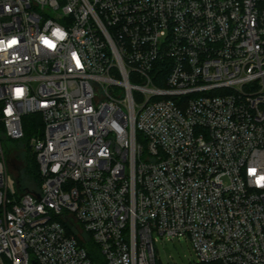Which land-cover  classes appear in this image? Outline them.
Segmentation results:
<instances>
[{"label": "built area", "instance_id": "obj_1", "mask_svg": "<svg viewBox=\"0 0 264 264\" xmlns=\"http://www.w3.org/2000/svg\"><path fill=\"white\" fill-rule=\"evenodd\" d=\"M13 38L0 264H159L158 236L264 264V0H0ZM35 114L41 184L17 192L4 141Z\"/></svg>", "mask_w": 264, "mask_h": 264}, {"label": "rangeland", "instance_id": "obj_2", "mask_svg": "<svg viewBox=\"0 0 264 264\" xmlns=\"http://www.w3.org/2000/svg\"><path fill=\"white\" fill-rule=\"evenodd\" d=\"M29 159L34 160L30 145L22 141L6 142V173L15 182L17 192L33 190L38 186L34 173L28 168ZM156 248L159 264H193L198 260L192 244L184 238L158 236Z\"/></svg>", "mask_w": 264, "mask_h": 264}, {"label": "trees", "instance_id": "obj_3", "mask_svg": "<svg viewBox=\"0 0 264 264\" xmlns=\"http://www.w3.org/2000/svg\"><path fill=\"white\" fill-rule=\"evenodd\" d=\"M25 122V132H26V136L23 140H21L22 142H25L26 145H30V138L32 136H34L37 132H38V129H42L43 127V122H42V119H41V116L39 114H35V115H30V116H27L24 120ZM11 140H8L6 139L4 141V146L6 144V142H9ZM31 147V146H30ZM32 149V148H31ZM32 155H33V159H29V162H30V166L28 167L29 170H31L34 175H35V178L38 182V186L35 188L37 189L40 184H41V178H40V174H39V165H38V162H37V158H36V154L32 151ZM33 189V190H35ZM33 190H29V191H33ZM25 191V190H24ZM90 246H92L91 248L93 249L94 253L97 255V257L99 256L98 253H96L97 249H96V246L93 244H91Z\"/></svg>", "mask_w": 264, "mask_h": 264}, {"label": "clouds", "instance_id": "obj_4", "mask_svg": "<svg viewBox=\"0 0 264 264\" xmlns=\"http://www.w3.org/2000/svg\"><path fill=\"white\" fill-rule=\"evenodd\" d=\"M54 36L60 38V39H63L64 38V33L57 30L53 33ZM41 40H42V43L44 45H46L48 48L50 49H54L52 47V45L54 44L51 40H49L48 38L46 37H41ZM17 43V40L15 38L11 39L10 41H8L7 43L3 42V41H0V51H3L5 49H8V48H11L13 45H15ZM55 45V44H54ZM17 95L19 96L20 94L17 92ZM10 109L8 110V114H10ZM249 175H253L251 173V171L249 170ZM255 184L257 187H264V175H259L256 177L255 179Z\"/></svg>", "mask_w": 264, "mask_h": 264}, {"label": "snow or ice", "instance_id": "obj_5", "mask_svg": "<svg viewBox=\"0 0 264 264\" xmlns=\"http://www.w3.org/2000/svg\"><path fill=\"white\" fill-rule=\"evenodd\" d=\"M52 47L54 48L55 45L53 44ZM77 63L79 64V61H77ZM17 92L20 94L21 90H17ZM250 171L253 175L255 174V169H251Z\"/></svg>", "mask_w": 264, "mask_h": 264}]
</instances>
